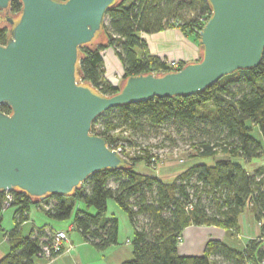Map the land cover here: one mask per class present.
<instances>
[{"label": "trees", "instance_id": "obj_1", "mask_svg": "<svg viewBox=\"0 0 264 264\" xmlns=\"http://www.w3.org/2000/svg\"><path fill=\"white\" fill-rule=\"evenodd\" d=\"M64 1V0H59ZM22 4L13 0L9 11L17 15ZM211 15L208 0H115L105 11L102 33L93 44L79 47V69L82 81L90 83L102 95L119 91L105 77L103 50L112 47L122 65V80L131 75L166 73L181 69L167 60L150 54L143 33H155L178 27L184 35L199 40V31ZM107 19V21H106ZM104 35V40L102 39ZM9 37V29L0 24V43ZM0 111L10 107L0 104ZM176 123L194 135L193 153L198 160L170 180L144 174L135 168L137 162L148 166L159 159L136 139L146 131ZM258 128L262 140L252 134ZM91 132L103 137L108 145L121 142L136 150L125 157L129 165L103 169L88 176L74 192L50 195L37 200L25 192L12 189L9 207H14L13 228L5 233L8 250L0 264H35L43 256L53 229L33 226L22 234L21 224L29 219L31 205L41 208L54 220L72 216V229L98 250L118 244V219L107 216L108 199L126 213L133 229L131 258L120 264H262L264 260V49L260 63L250 69H239L217 80L199 93L189 96L153 97L140 103L109 108L92 122ZM118 132L124 133L118 137ZM120 152V150H118ZM121 153V152H120ZM223 155L213 163L204 159ZM255 160L260 164L248 169ZM0 191V223L5 206ZM95 209L94 213L77 208L75 200ZM249 207L260 224V234L241 248L221 239H208L201 254L183 255L179 238L190 225H215L235 235L239 216ZM60 252H51L56 256Z\"/></svg>", "mask_w": 264, "mask_h": 264}, {"label": "water", "instance_id": "obj_2", "mask_svg": "<svg viewBox=\"0 0 264 264\" xmlns=\"http://www.w3.org/2000/svg\"><path fill=\"white\" fill-rule=\"evenodd\" d=\"M0 0V191L37 200L74 192L88 176L129 165L91 132L109 108L150 98L189 96L221 77L257 66L264 49V0H208L211 15L199 31L200 58L161 74L131 75L112 95L80 77L79 47L95 43L115 0ZM104 40V35L102 36Z\"/></svg>", "mask_w": 264, "mask_h": 264}, {"label": "crops", "instance_id": "obj_3", "mask_svg": "<svg viewBox=\"0 0 264 264\" xmlns=\"http://www.w3.org/2000/svg\"><path fill=\"white\" fill-rule=\"evenodd\" d=\"M142 38L147 42L148 51L150 54L157 55L164 60H177L181 62H194L200 58L199 43L192 35H184L183 32L175 26L165 28L164 30L155 33H143ZM103 59L105 67V77L109 81H114L118 78V84L122 80V65L115 54L112 47H108L103 50ZM39 208V207H37ZM40 211L44 212L41 208ZM249 210V209H248ZM245 210L239 216V227L240 234L250 235L257 234L258 222L254 217L253 212ZM3 221V216L1 223ZM54 219L49 218L46 214H37L35 216H30L29 209V219L21 224L20 231L22 234H28L33 226L40 227L43 225L50 226L53 231L57 230H68L72 226L70 223L67 227L66 225L55 223ZM0 223V259L5 255L8 250V240L5 233L11 229H3ZM65 227V228H64ZM196 225H190L183 230L181 239L183 240L184 235L188 232L189 237H192L194 241L195 238H199V234L196 232ZM72 229L70 232L74 231ZM191 230V231H190ZM68 232V242L63 243L64 250L57 254L56 256L47 259L45 257H36L35 264H120L121 260L129 259L132 256V250L126 247V244L130 243V239L120 241L118 244L111 245L105 250H98L92 244L85 241L83 237L75 230L76 235H72ZM201 237V236H200ZM71 244V248L67 251V247ZM206 243V241H205ZM203 244V248L204 245ZM185 244L182 241V245L179 246V252L183 255H194L190 254V251L181 253V248H184ZM203 250V249H202ZM202 253V252H201ZM200 253V254H201ZM198 255V254H195Z\"/></svg>", "mask_w": 264, "mask_h": 264}, {"label": "rangeland", "instance_id": "obj_4", "mask_svg": "<svg viewBox=\"0 0 264 264\" xmlns=\"http://www.w3.org/2000/svg\"><path fill=\"white\" fill-rule=\"evenodd\" d=\"M252 134L256 139L262 140L260 132L255 126L252 127ZM117 135L118 137H123L124 133L121 134L120 132H118ZM197 136H199V133H194L193 135L186 129L180 128L176 123H171L161 128L159 131L151 130L146 131L144 134L137 135L136 139L140 141L143 146H147L152 153L158 155L159 159H157L154 164L149 166L144 161L137 162L135 168L144 174H152L157 177H160L163 180H170L181 170L186 168L188 165L195 163L198 160L195 157L189 156L190 153H193V148L191 145L194 141H196ZM120 143V141L115 142L113 143V146L118 147L116 149L120 150V154L122 156L129 157L135 153L136 150L128 147L127 145L124 146L125 150H122V148L119 147ZM219 158H225V156L217 155L214 158L204 159L203 161L211 164L214 162L215 159ZM262 160L264 161V155L262 156ZM262 160H255L251 163V165H247L248 169L253 168V166L257 165L258 163L260 164ZM77 208H82L91 213L95 212L94 208H87L82 201L76 199L73 208V213ZM14 210V207L9 206L3 209V221L1 223L3 229L8 230L13 228ZM247 211H251V209L249 207H246L245 213H248ZM35 213L45 214V212L40 211L36 205H31L30 216H35ZM106 215L115 216L118 219V240L120 241V243L126 240V238H129L130 240L132 239L133 229L129 223L128 217L113 199H108ZM72 216L67 219L54 221H56L55 223L66 225L65 227H67L70 223H72ZM71 230L72 226L69 227L68 230H66L67 234ZM240 230L241 229L239 227L237 232H235L236 234L232 235V231L230 232V230H224L223 228L215 225L197 226L196 231L194 232L199 234V238H195L196 241H194L192 237L187 236L188 232H186L183 237V240L181 239L179 242V246L182 245V241H184L185 244V247L181 248V253L186 252L185 250L187 248V250L190 251V254H200L203 249V244L210 238L221 239L229 245L241 248L247 240L256 238L260 234V224H258L257 234H252V236L248 234L242 235V233L240 234ZM70 233L72 235H76L75 230ZM126 247L129 250H132L131 243L126 244ZM129 258H131V256ZM124 260L127 259H123L119 262H122Z\"/></svg>", "mask_w": 264, "mask_h": 264}, {"label": "built area", "instance_id": "obj_5", "mask_svg": "<svg viewBox=\"0 0 264 264\" xmlns=\"http://www.w3.org/2000/svg\"><path fill=\"white\" fill-rule=\"evenodd\" d=\"M168 65H170L173 68H176L179 64V61L177 60H167ZM114 84H118V78H115L114 81H111ZM6 193L5 195V206L8 207L9 206V201L11 200V195L9 194V191H4ZM68 240V234L67 231L65 230H57L54 231L53 234L51 235V239L47 244H44L42 246L43 249V256L47 259H50L54 256H51V252L55 251V252H62L64 250L63 247V243L65 241ZM181 237L179 238L178 242H180ZM71 248V244L67 247V251H69V249ZM262 264H264V260L261 262Z\"/></svg>", "mask_w": 264, "mask_h": 264}, {"label": "bare ground", "instance_id": "obj_6", "mask_svg": "<svg viewBox=\"0 0 264 264\" xmlns=\"http://www.w3.org/2000/svg\"><path fill=\"white\" fill-rule=\"evenodd\" d=\"M182 167V166H181Z\"/></svg>", "mask_w": 264, "mask_h": 264}]
</instances>
